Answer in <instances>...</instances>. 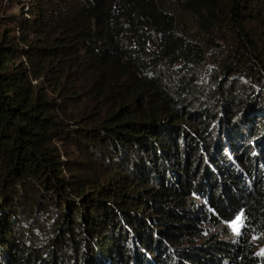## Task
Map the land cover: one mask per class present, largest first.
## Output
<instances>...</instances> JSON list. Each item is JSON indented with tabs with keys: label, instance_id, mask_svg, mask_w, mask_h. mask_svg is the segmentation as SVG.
<instances>
[{
	"label": "trees",
	"instance_id": "1",
	"mask_svg": "<svg viewBox=\"0 0 264 264\" xmlns=\"http://www.w3.org/2000/svg\"><path fill=\"white\" fill-rule=\"evenodd\" d=\"M1 5L0 264H264V0Z\"/></svg>",
	"mask_w": 264,
	"mask_h": 264
},
{
	"label": "rangeland",
	"instance_id": "2",
	"mask_svg": "<svg viewBox=\"0 0 264 264\" xmlns=\"http://www.w3.org/2000/svg\"><path fill=\"white\" fill-rule=\"evenodd\" d=\"M1 1H2L1 9L3 10L5 14L4 16H8L13 13H18L21 10V8H22V11H26L28 7L31 5L33 0H1ZM9 25L10 24L8 23V21H5L4 25L1 26V29L7 28ZM236 222H237V218L227 225V230L231 237H234L237 235L238 231L234 230V225L236 224ZM239 225H238V230H239ZM206 228L208 230L212 229V227L208 225H206ZM256 251L259 254L264 255V239L263 238H256Z\"/></svg>",
	"mask_w": 264,
	"mask_h": 264
},
{
	"label": "snow or ice",
	"instance_id": "3",
	"mask_svg": "<svg viewBox=\"0 0 264 264\" xmlns=\"http://www.w3.org/2000/svg\"><path fill=\"white\" fill-rule=\"evenodd\" d=\"M240 222H242V221H241V218H237V222H236V224L234 225V230H237V231H238V225H239Z\"/></svg>",
	"mask_w": 264,
	"mask_h": 264
}]
</instances>
